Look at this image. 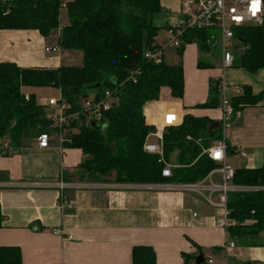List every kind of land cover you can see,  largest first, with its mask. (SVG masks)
<instances>
[{
  "label": "trees",
  "instance_id": "16d2710c",
  "mask_svg": "<svg viewBox=\"0 0 264 264\" xmlns=\"http://www.w3.org/2000/svg\"><path fill=\"white\" fill-rule=\"evenodd\" d=\"M62 3L63 0H0V30H37L48 37L60 29L59 46L83 54L81 66L23 67L15 62H0V139H10L18 149L25 139L53 131L47 106L39 102L34 88L57 89L72 110H78L81 101L92 94L99 97L110 90L117 101L104 113L105 122L94 125L86 123L82 117L68 126L70 137L63 145L79 148L84 154L77 166L78 179L141 184L192 183L217 168L218 163L202 153V147L210 146L211 141L220 139L221 135L212 133L208 119L189 113L184 115L180 125L168 127L164 132L166 160L170 162L177 152V166L172 169L171 177H163L164 164L157 155L143 149L148 135L155 130L154 125L146 122V105L158 101L164 87L175 99H182L185 91L181 60L168 64L145 57L147 50L160 47L156 37L161 27L154 23V15L162 9L160 0H67L65 7ZM63 9L68 18L64 24L60 19ZM216 32L209 28L186 30L182 46L178 48L179 56L186 44L195 43L199 49L198 67H215L214 59L220 56V50L211 35ZM234 33L246 46L241 56H235L234 66L249 72L264 69V26H239L234 28ZM26 93H29L28 98ZM263 100L264 87L254 92L250 85H243L241 92L231 98V103L236 113ZM220 101L216 80L211 83L207 101L197 106L216 107ZM229 151L228 146L227 153ZM232 182L264 186V163L259 167L244 165L234 169ZM227 207L230 218L236 221L227 227L229 237L264 249V190L229 192ZM2 222L0 204V229ZM196 257L185 255V264H197ZM132 260L133 264H157L156 253L149 245L133 246ZM22 261L19 246H0V264H21ZM200 264L214 263L205 259Z\"/></svg>",
  "mask_w": 264,
  "mask_h": 264
},
{
  "label": "crops",
  "instance_id": "0c3cea01",
  "mask_svg": "<svg viewBox=\"0 0 264 264\" xmlns=\"http://www.w3.org/2000/svg\"><path fill=\"white\" fill-rule=\"evenodd\" d=\"M160 3L162 9L154 15V23L161 27L157 37L161 34L167 42L168 27L178 21L180 0H160ZM60 19L63 24L67 22L65 9ZM59 33L57 29L44 37L37 30L1 29L0 62H15L23 67L62 66L59 56L45 50L47 46L60 48ZM157 37L156 42L163 50ZM175 48L177 59L167 63L182 61L184 96L175 99L164 87L160 99L145 107L148 124L154 125L170 111L176 112L182 121L189 113L204 117L209 123H222L221 101L216 107L197 106L207 101L213 81L222 78L226 81L229 101L241 92L243 85H250L254 92L264 87V69L249 72L234 65L223 68L222 59L215 67L199 68L197 44H186L181 57ZM211 130L230 147L227 161L233 169L244 165L259 167L264 163V100L237 111L220 128L213 126ZM36 137L25 139L24 145L14 152L0 155L3 215L0 246H19L23 255L21 264H133L135 245L151 246L157 264H185V255L200 253L214 264L263 263L262 247L230 238L225 228L216 225L220 216L218 207L206 199L207 190L203 194L179 190L168 182L80 180L77 166L84 156L81 149L65 147L54 139L51 147L40 148ZM176 156L174 152L170 160L175 165ZM210 178L215 183L223 181L218 168ZM61 179L87 185L64 190L66 197L75 201L74 207H59L60 189L56 185ZM219 196V192L213 193V201L218 202ZM55 229L61 230V234H55ZM229 239L234 241V247L227 245Z\"/></svg>",
  "mask_w": 264,
  "mask_h": 264
},
{
  "label": "built area",
  "instance_id": "2783aa9c",
  "mask_svg": "<svg viewBox=\"0 0 264 264\" xmlns=\"http://www.w3.org/2000/svg\"><path fill=\"white\" fill-rule=\"evenodd\" d=\"M67 0H63L62 6L65 7ZM244 25H258L264 26V0H180V10L177 24L168 27L167 31L169 39L167 44L173 45L177 48L182 46V36L184 32L191 28H209L217 30L212 33L211 38L215 40L216 46L220 50L222 59V67H232L235 63L234 48L238 46H231L234 40L238 39L235 36L234 28ZM240 42V41H239ZM246 46L244 45V49ZM45 50L50 53L57 52L58 46H47ZM145 57L159 63L163 60L162 47H156L145 52ZM218 90L221 96L222 125H224L235 114L231 101L226 97L227 84L222 78L218 80ZM29 97V93L25 94ZM117 101L115 94L106 90L101 96L97 97L92 94L81 101L78 110H72L70 103L64 100L61 94L47 98L46 106L48 107V116L52 119L50 127L53 131L41 132L36 137V145L40 148H49L52 145L53 135L59 136L61 144L69 140L71 129L68 126L76 119H85L86 123L102 124L105 122L104 113L111 109ZM50 108V109H49ZM182 123V119L176 112L164 113L160 120L154 124L155 130L148 135L147 140L143 145L144 151L150 154L157 155L159 161L164 164L162 169L163 177H171L172 169L177 165L169 162L165 158L164 152V132L168 127L178 126ZM154 137V140L150 138ZM191 139L190 136H187ZM201 145V141L197 140ZM17 148L13 147L10 139H0V155L4 153H12ZM228 145L222 140H216L208 147H202V153L208 155L212 160L218 163V171L222 174V183H215L211 180V170L209 174L202 180L192 183L183 182H168L172 183L175 189L185 191H196L203 194L208 191L209 194L206 199L212 205L218 207L219 217L216 219V225L227 230L230 225L236 224V221L229 216V209L227 207V195L229 192H245L263 189L264 186H250L237 185L232 182L234 169L227 161ZM243 157H247L244 151H240ZM208 177V178H207ZM206 180L209 184L206 185ZM165 183V182H162ZM60 189L59 193V207L67 205L74 207L75 201L68 199L64 194L66 188L86 187L87 185L78 183H66L63 179L56 185ZM95 186V185H94ZM115 187V185H113ZM219 192V201L215 202L212 199V194ZM196 215V213H194ZM55 234H61V230L55 229ZM72 237V235H70ZM229 247H234L235 243L232 239L227 242ZM209 263H213L210 258Z\"/></svg>",
  "mask_w": 264,
  "mask_h": 264
},
{
  "label": "rangeland",
  "instance_id": "374dc122",
  "mask_svg": "<svg viewBox=\"0 0 264 264\" xmlns=\"http://www.w3.org/2000/svg\"><path fill=\"white\" fill-rule=\"evenodd\" d=\"M157 38H158V40H160L161 44L164 47V49H163V60H164V62L167 63V62L175 61L177 59L176 48L170 44H167L166 40L164 39V37L162 38L161 34H159ZM231 44H232L231 46H233V45L238 46V47L234 48L233 50H234L235 55L241 56V54L244 51L243 43L238 42L237 40H234ZM54 54L60 57V60H61L62 64H64V65L81 66L83 64V54L79 50L65 49L63 47H60L57 52H54ZM216 57L217 58H215L214 60L218 63L221 59V56L217 55ZM32 90H34V92L37 94V98L41 104H46L47 98L49 96H52V95L57 96L58 95V90L54 89L52 87L40 88V89L34 88ZM46 111L48 112V107L46 108ZM52 135H53V139L55 140V142H59V136L55 133ZM239 245H243V244H239ZM261 262H263V261H261Z\"/></svg>",
  "mask_w": 264,
  "mask_h": 264
},
{
  "label": "water",
  "instance_id": "95a60500",
  "mask_svg": "<svg viewBox=\"0 0 264 264\" xmlns=\"http://www.w3.org/2000/svg\"><path fill=\"white\" fill-rule=\"evenodd\" d=\"M216 127V128H220L221 127V123H209L208 124V128H212V127ZM205 261V257H204V255L203 254H199L197 257H196V263L197 264H200V263H202V262H204Z\"/></svg>",
  "mask_w": 264,
  "mask_h": 264
}]
</instances>
